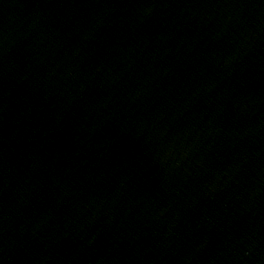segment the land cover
<instances>
[{
	"label": "water",
	"instance_id": "95a60500",
	"mask_svg": "<svg viewBox=\"0 0 264 264\" xmlns=\"http://www.w3.org/2000/svg\"><path fill=\"white\" fill-rule=\"evenodd\" d=\"M264 44V0H0V190L116 112Z\"/></svg>",
	"mask_w": 264,
	"mask_h": 264
}]
</instances>
